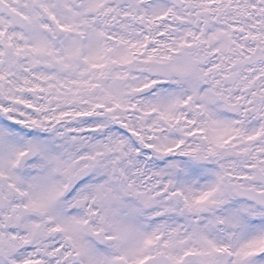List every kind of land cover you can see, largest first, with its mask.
Returning <instances> with one entry per match:
<instances>
[{"label": "snow or ice", "instance_id": "6c2138e0", "mask_svg": "<svg viewBox=\"0 0 264 264\" xmlns=\"http://www.w3.org/2000/svg\"><path fill=\"white\" fill-rule=\"evenodd\" d=\"M0 264H264V0H0Z\"/></svg>", "mask_w": 264, "mask_h": 264}]
</instances>
